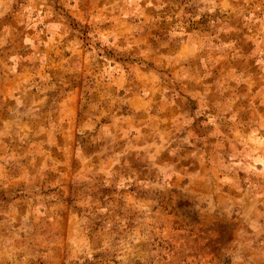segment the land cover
<instances>
[{
	"label": "rangeland",
	"instance_id": "rangeland-1",
	"mask_svg": "<svg viewBox=\"0 0 264 264\" xmlns=\"http://www.w3.org/2000/svg\"><path fill=\"white\" fill-rule=\"evenodd\" d=\"M0 264H264V0H0Z\"/></svg>",
	"mask_w": 264,
	"mask_h": 264
}]
</instances>
